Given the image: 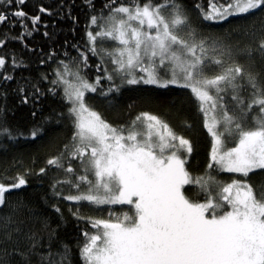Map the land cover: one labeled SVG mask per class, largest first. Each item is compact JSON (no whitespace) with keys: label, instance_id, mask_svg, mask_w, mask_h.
<instances>
[{"label":"snow or ice","instance_id":"6c2138e0","mask_svg":"<svg viewBox=\"0 0 264 264\" xmlns=\"http://www.w3.org/2000/svg\"><path fill=\"white\" fill-rule=\"evenodd\" d=\"M28 7L0 0V157H11L0 264H264V0ZM80 12V40L59 41L66 24L75 36ZM233 17L245 23L231 27ZM154 103L177 117L195 106L211 137L203 161L165 114L140 106ZM45 105L27 133L9 124L16 108L35 119ZM52 124L70 125V137L42 166L13 155ZM33 180L47 184L51 213L22 198Z\"/></svg>","mask_w":264,"mask_h":264},{"label":"trees","instance_id":"16d2710c","mask_svg":"<svg viewBox=\"0 0 264 264\" xmlns=\"http://www.w3.org/2000/svg\"><path fill=\"white\" fill-rule=\"evenodd\" d=\"M34 2V0H29V7L28 11H31V4ZM80 0H77V3H79ZM99 2V0H98ZM202 6H207L208 0H197ZM223 2V0H221ZM187 3L189 5L193 4V0H187ZM79 11V9H77ZM231 27H236L237 25H242L245 23L244 19L242 17H233ZM85 20V16L83 12H80V26L77 28V32L75 36L71 32L67 30L68 25H65V32L62 33L59 36V41H63L65 38V35L68 37L69 41L71 42L73 39L79 41L80 37L83 35V33L80 31V29L83 27V23ZM69 24L71 22H68ZM250 23V22H249ZM224 27H229V25L225 24ZM37 43L40 41L37 40ZM32 43V42H30ZM16 47H19L17 45ZM73 54H75L73 52ZM35 68V66H34ZM33 68V71H34ZM93 69V74H94ZM27 75V73H25ZM170 99H176L174 97H169ZM180 99H183L181 97ZM180 99H176L177 107L180 105ZM137 100V97L134 94H128L123 98V104L121 107V114L120 119L124 120L127 118V107L126 105L128 103H133ZM13 103H18L16 101H13L10 103V107ZM53 107H58V105L53 102ZM141 107H144L147 110H151L153 112H160L167 116L169 122L173 125V127L177 128V130L184 132L186 136H190L194 143L197 145V158L200 161H203L206 154L210 151L211 147V137L208 136L205 129L202 127V118L197 113L196 108L192 104L185 103L183 106V112L181 117L176 116V109L175 108H169V107H160L158 103H154L151 105H140ZM97 107L101 108L103 111L104 109L97 105ZM50 111L48 105H45L44 112L41 114L38 112L37 117L34 119L31 117L29 110L26 107H20L16 108L15 115L12 113H9V124L14 129H19L20 131H23L27 133L32 125L34 123H39L42 116H47L48 112ZM105 116L109 120H115L116 115L115 113L107 112L105 111ZM188 119L191 121L193 128L191 131L185 130L182 127H180V120L181 119ZM70 137V125L65 126L64 124L61 125H46L44 132L42 133L41 137L37 138L36 140H32L31 137H29L27 140H25L23 137L20 138L18 143V151L16 153H13V155L19 157L22 159V161L27 164L31 165L32 161H36V167L42 166L44 163V160L48 154L55 151L56 147H62L63 142H65ZM49 141L52 143L49 144ZM11 162V157L8 158V162L6 163L3 157H0V180H4L5 178V172L4 168L8 167V165ZM14 172H9L7 175H14ZM50 192V190L47 187V184H39L36 183L35 180L32 181L30 186L28 187L27 191L23 195V199L28 201L32 204L33 207L37 209V211L43 212L45 214L51 213V209L44 203V201L41 199V197L46 193ZM15 199V198H14ZM62 207H65V205H61ZM65 214L67 215V209L65 207ZM53 222H55V217H52ZM70 234L71 235H78L73 229L70 228Z\"/></svg>","mask_w":264,"mask_h":264}]
</instances>
